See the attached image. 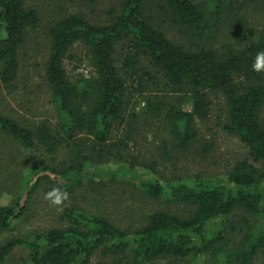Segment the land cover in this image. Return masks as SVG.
Instances as JSON below:
<instances>
[{
	"label": "trees",
	"instance_id": "16d2710c",
	"mask_svg": "<svg viewBox=\"0 0 264 264\" xmlns=\"http://www.w3.org/2000/svg\"><path fill=\"white\" fill-rule=\"evenodd\" d=\"M161 18H170L194 40L192 46L173 41L162 29ZM39 14L26 7V0H0V79L12 86L20 69L19 50L29 30L39 28ZM252 33V32H251ZM51 37L45 79L60 117L56 127L42 123L28 127L0 113V132L25 148L41 147L55 154L70 145L74 159L62 168L44 166L38 178L29 181L17 200L0 207V235L24 216L33 191L43 182L47 190H72L82 184L87 165L96 168L111 161L122 162L112 180L135 172L140 165L151 168L136 148L137 122L159 123L156 136L161 146L186 151L197 141V123L208 119L211 92H221L228 104L225 129L240 136L250 149L253 162L242 161L228 182L192 183L179 180L163 185L144 179L143 192L160 199L170 191L171 200L194 207L189 217L167 211L147 215L135 231L121 229L104 217L70 209V224L39 233L32 240H10L0 247V264H5L18 246L29 249L30 264H92L101 254L112 264H150L161 257L186 259L213 254L225 240L216 223L237 210L264 216V71L251 68L256 53L264 50V30L244 47L230 45L224 52L211 46L214 32L205 9L193 0H123L121 11L108 24H94L82 14L60 19L49 31ZM250 35V34H249ZM89 50L93 72L72 80L64 61L73 46ZM125 52L117 63L118 47ZM147 60L151 70L137 66ZM130 82V84H129ZM151 91L141 111L129 118V89ZM160 87H158L159 89ZM156 90V89H155ZM192 104L185 110L182 102ZM126 125L124 134L115 131ZM133 152V154H132ZM264 248V235L249 230L241 247L224 264H252Z\"/></svg>",
	"mask_w": 264,
	"mask_h": 264
},
{
	"label": "rangeland",
	"instance_id": "374dc122",
	"mask_svg": "<svg viewBox=\"0 0 264 264\" xmlns=\"http://www.w3.org/2000/svg\"><path fill=\"white\" fill-rule=\"evenodd\" d=\"M193 1L205 9L214 32L211 46L219 52H224L230 45L244 47L251 35L253 37L264 30V0ZM122 3L123 0H26V7L38 12L40 24L38 29L28 31L27 40L19 50L20 69L16 81L7 86L0 79V113L28 127L42 123L56 127L60 117L45 79L51 45L50 28L71 14H82L94 24H108L121 11ZM161 25L173 41L186 46L194 44L191 35L170 18H161ZM124 55L121 45L116 55L119 66H122ZM64 66L72 80L90 75L93 68L88 48L81 43L73 46ZM137 68L151 70L147 60H142ZM158 90L164 91L163 86L149 84L144 91L130 88L126 116L129 118L133 111H141L145 97ZM188 98L182 102L185 110L192 108ZM209 98L210 115L207 120L197 123L199 136L188 150H178L170 144L164 149L156 136L161 131L160 124L152 122L145 125L140 118L136 124V148L142 159L153 165L151 168L138 165L135 172L112 180L122 162L111 161L98 168L87 165L80 176L82 184L65 191L68 198L60 205H53L45 199L48 182L41 183L30 195L24 216L0 235V247L10 240L30 241L39 233L67 227L70 224L67 211L70 209L107 218L119 228L129 231L141 227L147 215L155 211L189 217L194 212L193 206L172 201L169 190L160 199L150 198L143 192L140 182L150 178L166 186L179 180L192 183L197 178L228 182L238 163L253 162L250 149L240 136L225 129L228 121L226 96L221 92H211ZM127 128L126 125L120 126L114 136H121ZM73 159L70 145L64 144L57 153L50 154L39 146L25 148L0 132V207L9 206L17 200L26 184L36 181V173L42 167L62 168L63 164H69ZM5 194L10 197L6 203L3 202ZM215 226L221 229L225 240L213 254L186 259L161 257L150 264H224L227 257L241 247L250 229L264 235V216L255 217L244 210H237ZM29 254L27 247L18 246L5 264H30ZM92 264H112V259L99 253L93 257ZM252 264H264V248Z\"/></svg>",
	"mask_w": 264,
	"mask_h": 264
},
{
	"label": "clouds",
	"instance_id": "9594fccd",
	"mask_svg": "<svg viewBox=\"0 0 264 264\" xmlns=\"http://www.w3.org/2000/svg\"><path fill=\"white\" fill-rule=\"evenodd\" d=\"M251 68L254 72L264 71V50H260L256 53V57L251 65ZM67 198V192L58 187H53L45 194V199L49 200L53 205H60ZM8 199H10V197L5 194L3 202L6 203Z\"/></svg>",
	"mask_w": 264,
	"mask_h": 264
}]
</instances>
